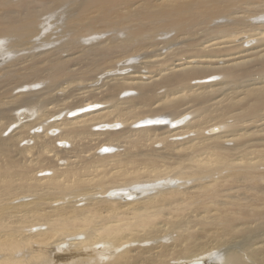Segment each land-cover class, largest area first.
I'll list each match as a JSON object with an SVG mask.
<instances>
[{
	"label": "bare ground",
	"instance_id": "obj_1",
	"mask_svg": "<svg viewBox=\"0 0 264 264\" xmlns=\"http://www.w3.org/2000/svg\"><path fill=\"white\" fill-rule=\"evenodd\" d=\"M0 60V264H264V0H0Z\"/></svg>",
	"mask_w": 264,
	"mask_h": 264
},
{
	"label": "rangeland",
	"instance_id": "obj_2",
	"mask_svg": "<svg viewBox=\"0 0 264 264\" xmlns=\"http://www.w3.org/2000/svg\"><path fill=\"white\" fill-rule=\"evenodd\" d=\"M51 46H54V44H52ZM10 54V53H9ZM17 55H14V57H16ZM3 60V61H2ZM2 60H0V61H2L3 63L4 62H6V63H8V60H9V58L8 59H2ZM7 60V61H6ZM2 62H0V64L2 63ZM130 70H125V73H127V72H129ZM213 79H215V78H207L206 79V81L207 82H209L210 80H213ZM209 80V81H208ZM35 86V87H34ZM34 86H33V88H38V87H40V85L38 84V83H36V84H34ZM76 86H74V88H75ZM70 88V87H69ZM60 96H62V91L61 92H59L58 93ZM126 95H127V93H125ZM72 99V98H71ZM49 106L51 107V105H48L47 107H45L44 109L45 110H48L49 112H50V108H49ZM70 115H71V113H69ZM53 117V115L51 114V113H49V115L45 118V119H47L48 117ZM164 118H166V116H164ZM45 119H44V121H45ZM168 120H170L168 117H167V119H166V121H168ZM43 121V120H42ZM43 121V122H44ZM52 121V120H51ZM178 125H179V123H177ZM18 124H17V122L16 123H14V124H12L11 125V127H9V129L7 130V127L5 128V125L3 126V127H0V132H1V134H2V136L3 137H10L11 135H13L14 133H15V130H13L12 132H11V130L13 129V128H16V127H14V126H17ZM120 126V124H117V126H113L112 128H116L117 130L118 129H120L121 128V126H120V128H119V126ZM175 125V122L174 123H172V126H174ZM40 127V129L39 130H41V125L39 126ZM118 127V128H117ZM11 129V130H10ZM53 129V128H52ZM56 130V129H55ZM11 132V133H10ZM26 141H24L23 143H25ZM60 144H62V142L60 143ZM68 143H66V145H67ZM21 145H22V143H21ZM104 150H106L105 148H104ZM22 199V198H21ZM214 243H217V240L214 242ZM145 244H149V243H145ZM264 247V245H262L261 247H259L258 249H256V257H253V259H255L254 261H256V258H258V255H259V252H260V250H261V248H263ZM123 248H125V246L123 247ZM123 248H120L118 251H121ZM89 254V253H88ZM199 256H197V257H194V258H198ZM200 257H202V256H200ZM214 258V257H213ZM207 260H209L210 261V258L208 257L207 259H206V262H208ZM209 263V262H208ZM252 264H255V262H253L252 261Z\"/></svg>",
	"mask_w": 264,
	"mask_h": 264
},
{
	"label": "water",
	"instance_id": "obj_3",
	"mask_svg": "<svg viewBox=\"0 0 264 264\" xmlns=\"http://www.w3.org/2000/svg\"><path fill=\"white\" fill-rule=\"evenodd\" d=\"M193 264H201V263H199V262H194Z\"/></svg>",
	"mask_w": 264,
	"mask_h": 264
}]
</instances>
